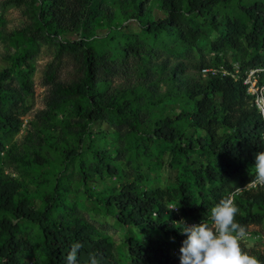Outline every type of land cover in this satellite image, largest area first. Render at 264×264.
I'll list each match as a JSON object with an SVG mask.
<instances>
[{"label": "rangeland", "instance_id": "374dc122", "mask_svg": "<svg viewBox=\"0 0 264 264\" xmlns=\"http://www.w3.org/2000/svg\"><path fill=\"white\" fill-rule=\"evenodd\" d=\"M138 1L93 0L84 11L71 9L51 25L41 0H0L3 107L9 108L14 95L20 110L26 111L18 128L0 116V180L16 182V201L26 200L32 209L50 207L53 217L63 215L71 226L88 223L94 237L107 240L122 264L130 263V238L148 242L163 232L146 224H124L109 197L127 183L142 192L189 182L200 201L196 170L204 176L208 164H220L216 155L188 147L204 133L192 122L195 102L181 79L206 77L204 69L222 71L244 77L255 98L264 96L258 51L236 50L223 41L231 20L248 22L245 6L253 0H221L210 14L189 15L188 26L199 33L194 42L175 32L148 31L167 10L163 0H145L141 16ZM76 41L85 42L80 51H59L61 42ZM88 47L107 63L96 82L82 89L76 83L85 75ZM93 94L129 109L123 112L111 105L91 119L89 112L97 106ZM167 119L179 131L173 140L155 134ZM176 205L172 216L178 224L196 223L183 215L178 199L168 208ZM4 219L31 245L19 253L18 264H50L38 222L0 208V221ZM246 233L241 244L255 257L264 254V223L251 225ZM5 239L0 231V250ZM179 249L171 245L176 264Z\"/></svg>", "mask_w": 264, "mask_h": 264}, {"label": "trees", "instance_id": "16d2710c", "mask_svg": "<svg viewBox=\"0 0 264 264\" xmlns=\"http://www.w3.org/2000/svg\"><path fill=\"white\" fill-rule=\"evenodd\" d=\"M221 0H163L167 16L147 27L148 31L165 30L175 32L184 41L194 42L199 33L188 26L189 15L210 14ZM54 24L67 16L70 10L84 11L93 0H41ZM145 0L138 1V11L142 16ZM73 6V7H72ZM248 22L239 18L231 20L223 35V41L233 49L258 51L256 60L264 67V0H253L245 6ZM78 13V12H77ZM85 44L81 42H61L59 51H80ZM107 59L98 55L92 47L85 49V75L76 86L85 89L97 80V75ZM181 70V68H176ZM260 83L264 81V70L258 72ZM185 93L195 102L192 122L204 133L188 147L200 148L206 153L219 158V166L208 164L201 175L196 170V181L201 188L200 201L196 199L189 182H183L178 188H156L140 191L134 183L122 185L120 192L109 197V203L118 210L117 217L124 224L157 228L162 236L143 242L136 238L129 239V264H176L171 252V245L180 246L186 238L182 234L183 226L172 216L168 204L178 199L183 215L196 221L207 222L211 209L226 197L254 177L255 154L264 151V115L255 103V94H251L249 83L244 77L236 78L231 73L222 71L208 72L206 77H184ZM92 102L97 106L89 112V118L97 119L105 108L117 105L125 112L129 105L121 107L119 102L107 101L99 94H93ZM5 109V97L0 94V116L11 128H18L20 116L26 111L20 110L16 97ZM106 101L107 103H105ZM178 128L171 119L155 129V134L167 140L178 135ZM3 148L0 143V150ZM112 167V166H110ZM18 185L12 181L0 180V208L12 211L18 218L38 222L43 228L45 248L50 264H67V255L74 242L83 244L79 253L78 264H90V254H95L101 264H122L117 261L110 243L102 238H95L91 226L86 222L69 225L65 217H53L50 207L44 211L32 209L26 200L16 201ZM235 202L240 213L236 220L247 230L251 225L264 223V187L244 189L236 192ZM181 230V231H180ZM0 231L6 233L0 255L3 264H18L19 253L27 251L31 245L19 238L15 226L10 220L0 221ZM244 251L251 255V249L241 244ZM256 258L264 264V254Z\"/></svg>", "mask_w": 264, "mask_h": 264}, {"label": "clouds", "instance_id": "9594fccd", "mask_svg": "<svg viewBox=\"0 0 264 264\" xmlns=\"http://www.w3.org/2000/svg\"><path fill=\"white\" fill-rule=\"evenodd\" d=\"M264 187V151L255 154L254 177L246 188ZM236 192L222 198L211 209L207 222L188 224L184 221L182 234L186 236L179 249L180 264H261L253 255L241 247L246 238V230L236 217L240 213L235 202ZM179 205L170 208L178 209ZM83 244L79 241L71 245L67 264H78ZM90 264H101L95 254H90Z\"/></svg>", "mask_w": 264, "mask_h": 264}, {"label": "built area", "instance_id": "2783aa9c", "mask_svg": "<svg viewBox=\"0 0 264 264\" xmlns=\"http://www.w3.org/2000/svg\"><path fill=\"white\" fill-rule=\"evenodd\" d=\"M204 71L205 72H209V71H212V72H215V70L213 71L212 69H204ZM255 103H256V105H257V107L260 109V111L262 112V114L264 115V96L263 97H257V98H255ZM263 137H264V134H263ZM250 182V181H249ZM249 182H247L243 187H240V188H238L237 190H236V192H240V191H242V190H244V189H256V188H258L259 186H257L256 188H246L245 186L249 183ZM195 222L196 223H200V221H196L195 220Z\"/></svg>", "mask_w": 264, "mask_h": 264}]
</instances>
